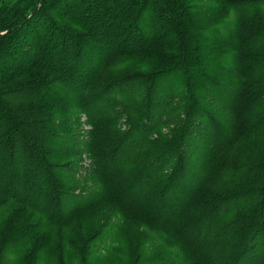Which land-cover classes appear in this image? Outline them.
Wrapping results in <instances>:
<instances>
[{"label": "trees", "instance_id": "16d2710c", "mask_svg": "<svg viewBox=\"0 0 264 264\" xmlns=\"http://www.w3.org/2000/svg\"><path fill=\"white\" fill-rule=\"evenodd\" d=\"M262 4L0 0V264L17 238L24 246L16 250L24 251L15 262L9 259L12 264H36L46 240L55 254L52 264H65L67 249L88 264V246L104 231L100 223L84 233L72 223L78 214L62 207L82 196L73 195L69 181L58 187L67 171L53 161L59 154L49 155L66 144L69 102L94 123L86 144L91 176L107 186L105 199L89 202L84 211L115 207L127 220L163 231L178 256L187 257L184 264H264ZM233 12L234 24L224 30ZM128 64V72L107 75ZM230 73L239 84L229 99L202 105L210 100L201 93ZM180 74L186 75L185 89L175 92ZM56 87L59 92L48 94ZM69 87L75 94L63 95ZM99 111L108 115L94 119ZM122 117L127 129L121 135L109 131ZM164 124L167 131L157 132ZM200 137L211 141L194 170ZM113 183L116 191H110ZM140 187L144 204L162 206V218L151 217V206L143 212L136 194L130 195ZM183 196L187 200L178 201ZM136 250L127 264H142Z\"/></svg>", "mask_w": 264, "mask_h": 264}, {"label": "rangeland", "instance_id": "374dc122", "mask_svg": "<svg viewBox=\"0 0 264 264\" xmlns=\"http://www.w3.org/2000/svg\"><path fill=\"white\" fill-rule=\"evenodd\" d=\"M261 8L262 10H260L261 13L259 14H261L264 18V4L261 5ZM235 17H236L235 13L234 12L231 13L229 17L230 23H228V25L226 24L223 25L222 28L224 30L226 29L228 30L230 28V27L228 28L230 24H232L233 26ZM169 18L170 17H168V19ZM193 61H194L193 57L190 56L188 59V63L193 64ZM212 61L209 58L208 64L210 66L212 65ZM232 66H234V64ZM126 69H132L130 64L121 65L119 68H110L107 72V75L114 76L118 72L119 73L128 72ZM230 71L232 70H229L228 73ZM233 74L234 73H230L229 75H223V77H220L218 79L219 80L218 82L220 84L215 89L213 88H211V90L208 89L209 91L207 92V94H205V92L201 93L202 97L205 100H210L201 104L206 105L208 103V107H211L212 106L211 102L213 101L212 99H215V102L216 99L220 103H222L223 101L226 102L229 99V97L232 95L231 91L235 89L234 86H237L239 84V81L236 79V77ZM181 76L183 77L184 75L180 74L179 80L180 79L181 80L179 81L178 84L175 85V92L178 91L181 92L183 91V89H185V82L184 83L182 82ZM167 79H169V77ZM208 86L212 87L213 84L210 83ZM219 88H220V93H218ZM65 91L66 92L63 91L64 92L63 95L66 96H72L75 94L74 87H69ZM56 92H59L58 87H56L55 89H48V94H52ZM66 105L67 107H65V110H67L68 112H73L72 117H68L65 114L66 119L67 120L69 119L68 120L69 125L62 130V132H64V134L62 135V139L65 141L66 144L52 148L51 152H49V155L56 156V154H59L57 155L58 159H54L53 161L55 163H63L65 165V170L67 171L65 172V174H62V178L64 179V181L63 183L60 182L61 184L58 187L62 188L64 185L68 184L67 182L69 181L70 183H72V185L69 186V189L74 191L73 195L75 194L82 195L81 197L75 196L74 198H71L68 202H66V204L62 206L63 209H65V212L72 211L73 213L74 211L78 214L77 217L73 215L74 217V219H72V223H74L73 225L79 224L82 230L84 231V233L86 234L89 233L92 234L95 228L97 227V225L100 223L101 224L103 223V226L105 227L103 233L97 238L93 239L88 246L90 248V256H89L88 264H127L132 253L137 249L135 246L136 245L139 246V244H141L140 249L138 251L136 250V252L142 254V264L144 263L145 264H184L185 261L187 260V257L184 255L183 258L185 261H183L182 257L178 256L176 252H178L179 249H177V247L168 244L169 237L163 231L158 229L157 231L150 228H146L142 222L137 223V219H133L134 221H131L130 219L127 220L126 218H124L125 216V214L123 213L124 211L117 209L115 207H111L110 209L105 207L90 212L84 211L86 206H88L89 202H95V201L102 202L105 199L104 190L105 187L107 188V186L105 185L106 183H103L99 179H96L95 177L91 176L93 158L89 155L90 149L86 146V144L87 141H90L92 139L93 134H91V132L94 129V123L88 121V117L85 112H81V111L78 112V108L76 104H71L69 102L66 103ZM175 112H177L176 115L179 113L182 114V112L180 111H175ZM96 113L98 116H96L94 119H99L101 117L108 115L105 111H99ZM61 119H63V116H61ZM125 119H126L125 117L120 118V120L118 121L119 123H116L108 130L115 134L121 135L120 133L125 131L128 127V124L124 122ZM168 127L169 125L164 124L157 132L167 131L166 129ZM106 132L107 130L102 132V135H105ZM157 132L154 135H156ZM212 134L215 135V132L213 130L211 132V136ZM95 138L96 136H94L93 139ZM53 139L54 137L48 140H53ZM201 139L202 138L200 137L199 139L195 140L197 141V146H196L197 148L195 149L196 156H194V159L196 160L195 163L197 166L194 168V170L199 168V161L205 156V147L211 141V139L210 140L208 139L206 140V142H204L201 141ZM124 152L125 150H122L121 154ZM15 154H17L16 158H18L19 156L17 149ZM119 155L115 157L112 156L109 159L108 163L115 164V162H117ZM74 183H79L80 185ZM83 186H85L86 188L83 189L82 188ZM117 187H118V183L117 186L115 183L112 186V188H110V191H116ZM65 188L68 189L66 186ZM111 195H114V192ZM130 195L131 196L135 195L134 198L137 200V202H141V205L139 206H141L143 212H144V205L151 206V211L155 214L152 215V213L150 212L151 217L154 216H156L157 218L163 217L164 214H161L162 206L160 204L149 203L146 205L143 203L144 202L143 187L134 190L133 192H131ZM186 200L187 199L185 196L178 199V201L180 202ZM126 201L129 202V198H126ZM136 208H134V210ZM134 217L139 218L140 221L144 220V217L137 216L136 214L131 215V218ZM104 218L108 220H104ZM190 233L191 232H188V234ZM46 242H47V246L45 248L46 250L41 251L42 253L39 256L38 262L36 264L53 263L52 257H55V254L54 252H52V250H50L51 242L48 240H46ZM23 243L24 240L22 241V239L20 240V238H17L14 241V243L9 247V251L6 253L3 262L4 264H12V261H10L9 259L15 262L16 260H18V257L20 258L19 255H21L24 249L20 253H18L19 250L16 249L22 248L24 246ZM52 248H53V244H52ZM63 257H64L63 262L65 264H79L78 258L75 257L74 254L71 253L69 249L66 250V254L65 256L63 255ZM6 261L8 263H6Z\"/></svg>", "mask_w": 264, "mask_h": 264}]
</instances>
